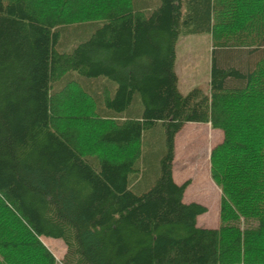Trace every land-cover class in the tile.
<instances>
[{"label":"trees","instance_id":"16d2710c","mask_svg":"<svg viewBox=\"0 0 264 264\" xmlns=\"http://www.w3.org/2000/svg\"><path fill=\"white\" fill-rule=\"evenodd\" d=\"M203 33L209 90L181 93L177 40ZM187 122L223 131L216 228L172 176ZM41 237L62 264H264V0H0V264H57Z\"/></svg>","mask_w":264,"mask_h":264},{"label":"rangeland","instance_id":"374dc122","mask_svg":"<svg viewBox=\"0 0 264 264\" xmlns=\"http://www.w3.org/2000/svg\"><path fill=\"white\" fill-rule=\"evenodd\" d=\"M212 47L213 41L210 34L179 36L175 47V69L178 76V89L181 93H186L195 86L205 92L209 90ZM82 123L87 124L86 121ZM188 124L191 123H185L174 139L172 173L175 174L174 179H179V182L190 179L191 183L188 188L186 187L188 194L197 199H203L207 207V211L197 217V226L216 228L219 224L218 202H220L221 190L210 177V151L222 140L223 131L218 128L212 129L209 123L207 126L213 130L210 133L203 131V128L200 129L197 125L192 127ZM76 128L78 129L77 125L73 127V129ZM83 129L86 130L87 127H80L78 130L82 132ZM74 133L73 130L72 134ZM76 133L78 136L79 133ZM141 147L139 182L147 183L152 181L154 173L159 169L158 160L165 150L164 129L159 123L147 129ZM41 240L53 254L57 264H62L61 259L66 250L62 240L48 237H41Z\"/></svg>","mask_w":264,"mask_h":264},{"label":"crops","instance_id":"0c3cea01","mask_svg":"<svg viewBox=\"0 0 264 264\" xmlns=\"http://www.w3.org/2000/svg\"><path fill=\"white\" fill-rule=\"evenodd\" d=\"M175 71H176V69H175ZM177 73V72H176ZM187 123H191V124H188L189 126H194V125H197V126H199L200 127V129H202L203 131H208L209 133L210 132H212L213 130H211V128H209V126H207V123H204V124H201L200 122H187ZM186 123V124H187ZM210 125V124H209ZM208 127V128H207ZM216 131V130H215ZM220 133V132H219ZM174 175L175 174H173L172 173V176H173V179H174ZM179 180V179H178ZM178 180H176V179H174V181L176 182V183H178V184H180V183H182V182H179ZM189 186V185H188ZM188 186H187V188H188ZM187 188L185 189V191H184V193H183V198H182V200H183V202H185V203H190V202H197V203H200V204H203L204 206H205V204H204V202H203V199H197V197H194V196H191V195H189L188 194V191H187ZM187 191V192H186ZM218 191V194H219V190H217ZM218 206H219V202H218ZM207 208V207H206ZM196 223L198 224V222H197V220H196ZM202 227H204L203 225H201ZM200 226V227H201Z\"/></svg>","mask_w":264,"mask_h":264}]
</instances>
